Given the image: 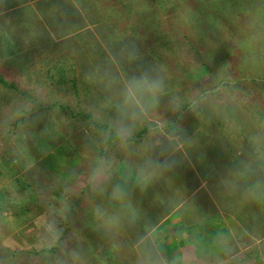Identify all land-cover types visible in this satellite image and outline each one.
I'll use <instances>...</instances> for the list:
<instances>
[{
	"label": "crops",
	"instance_id": "crops-1",
	"mask_svg": "<svg viewBox=\"0 0 264 264\" xmlns=\"http://www.w3.org/2000/svg\"><path fill=\"white\" fill-rule=\"evenodd\" d=\"M13 1L17 2L19 0ZM69 1L74 2L73 0ZM101 3V0H95L99 12L105 13L106 6L103 7ZM181 3L182 0H110L106 10L107 15L103 19L93 25L89 24L81 28V31L85 28L90 29L99 45L102 44L105 52L104 58L111 59L109 65L106 64L107 60H105V64L99 62L100 52L102 51L101 46L97 51L93 48L88 52L87 47L89 46L80 44L79 40L84 34L80 36L77 31H73L57 37L50 30L48 35H41L40 33H44V31L40 32V30H37L39 28L36 27L38 15L34 0H25L23 3L10 7L4 6L6 9L0 11V15H2L4 12L21 8L23 12L28 13V26L31 30L30 33L25 32L21 36L11 34L17 37L16 41L20 42L21 50L16 54L2 55L1 51L3 49H1L0 64L20 75L28 82L30 88L43 86L55 88V90L67 92L68 97L75 96L76 102L81 100L80 94L87 95L96 106L102 109L106 117L105 121L98 123L97 120L92 119L88 111L84 113L74 110L70 103L64 101L56 103V105L66 109L70 115L74 116L75 120L87 119V125L91 124L99 127V133L104 136V142L103 145L93 147L90 144L92 151L89 149L91 147L84 146L83 141H79L80 138L86 136V128L83 131L78 132L77 130L71 133L65 131L58 133L52 128L44 131L45 138L53 137L55 133H57L58 138H61L60 144L56 147L52 148L50 146L51 148H47L49 147L47 141L43 143V147L46 149L45 153L61 154L60 162L65 169L71 172L70 177H72V172L78 170L79 172L76 174L81 179L82 176L84 177V172H86L84 166L88 164L85 162L89 160V163H91L89 170L93 182L87 180V183L97 188L98 195L95 197L88 195V197L95 200L96 204L98 201L99 205L102 203L104 206L101 214H95V217L98 216L96 223L100 225L96 227L92 224L91 230L94 227L95 230L91 233L99 236L98 241L103 240L104 236L107 235L106 233L110 234L104 223L108 224L109 219H111L117 229L116 233L123 235L125 242H131L133 246L137 242L138 244L139 242L141 244L146 242L147 245L143 246L142 250L147 251L146 255H151L154 259L157 256L159 257L161 253L167 254L166 262L161 264H179L181 254L194 253L197 249H212L213 235L217 232L214 231L213 195L209 186H213L214 182L226 188V192L221 193L220 199L225 203L224 208L227 205L228 209L220 210L218 207L219 215L217 219L219 218L222 221L219 223L221 233H228V229L225 230L222 226H229V219L232 222L239 223L237 216L243 211L248 216L247 218L252 220L258 211H264V126L261 125L263 121L254 118L250 122L251 128L245 129L242 124V126L236 127L234 123L243 121L242 118L244 117L242 115L235 114L234 116L227 115L225 117L222 113H212L205 106L202 110V105L206 104L207 99L194 112L183 111L181 109L182 103L188 102V105L199 103L196 102V97L186 102L181 99L182 90H187V83H189L186 81L185 73L179 70L175 75L173 74L174 76L170 80L164 76L163 71H160L158 67L149 66L148 60L145 62L146 65L143 69L134 62L135 58L146 60L153 57V51L162 50L161 45L163 42L164 45L172 48L174 56H180L179 37L181 36V26H188L193 23L190 11L184 7L185 10L182 12ZM0 4L6 5L7 3L5 0H0ZM193 5L190 4L187 8L193 7ZM75 9L79 12L74 11L77 21L87 19L84 13L80 12V8ZM133 12L138 16L131 17ZM153 14L156 15L155 18ZM147 15L150 18L145 19L146 21L150 19L153 33L143 36V29H141L143 25L142 17ZM8 21H10V18L6 16L3 20L0 18L1 43L3 38L1 33H3L4 26ZM45 23L47 24V22ZM44 26L46 25L44 24ZM185 34L196 41V38H193L195 31L192 30L190 33L185 30ZM164 35L172 37L169 40L172 44L168 43V39L157 43V41L163 39ZM38 41L41 42L38 43ZM108 43L109 46H107ZM56 54L64 55L66 58V63L63 66L64 75L62 80L59 79V81L53 68L51 69L52 65L47 64L44 60L47 56H56ZM158 55L160 54L158 53L156 56ZM92 58H97V60H92ZM118 58H123L124 62L119 63ZM73 75H77V78L75 79ZM145 75L150 79L162 80L163 90L156 95L154 101L146 103L144 111L141 112L139 109H135L138 115L133 119L130 114L131 110L123 106L124 93L131 81L140 79ZM2 85L4 84L2 83ZM7 86L18 90V87L14 84L9 83ZM171 90L174 91L172 99L168 95ZM62 100H65V98ZM178 101L180 105L176 106ZM210 101L211 103L215 102L211 99ZM258 102H253L256 108L257 105L263 107ZM151 105L163 107L164 110L170 105L175 108L173 113L167 112L169 109L167 108L163 113L155 114L153 112L158 107L150 112L149 107ZM216 105H219L217 107L223 106L222 103H216ZM246 118L248 117L245 116ZM172 119L177 120L172 123L170 128L168 122ZM199 120H207L210 127L204 131H191L189 136L194 139L189 140L188 146L183 145L185 140H178L180 138L178 132L185 131L188 127L191 128L189 126L191 124H187L188 122ZM218 121L223 123L222 129L218 128ZM44 127H49L46 121H44ZM124 128L128 129L126 136L120 134ZM197 138H204V145H199ZM212 138L216 140H212ZM115 142H120L123 146L116 148L113 146ZM170 142H172L171 150L168 148ZM114 148L117 156H114V152L109 158L108 155ZM202 148H204L205 155L212 148L220 150L221 160L224 159V161L219 162L221 169L223 167L227 171L234 168L244 169L245 164L251 170L250 183L252 187L250 192H244L243 190L239 195L237 191H228L227 176L214 175L212 172L214 169L213 162L205 161L204 164L198 162L196 154ZM232 150H235L236 154ZM171 151L175 154L173 160H170ZM91 154L92 156L87 157ZM106 155L108 158L102 159ZM105 163H108V166L113 164V167L102 168ZM201 170L204 171L203 177ZM181 174L184 175L183 179ZM196 177L199 178V182ZM85 183L86 181L83 183L84 186ZM156 183L160 186L159 192L161 193L171 187V191L163 195L162 200H159L158 194L152 189L149 188L151 195L146 190V186L155 185ZM186 183L189 187H195L191 189L190 193L188 188L183 190V185H186ZM135 184L143 186L141 195L142 200L146 201L141 202V216H146L148 220L152 217L151 215L158 217L157 221L154 220L152 228L150 227L149 230L141 233L138 230L143 226L134 225V221H129L132 225H128L127 229L124 228L125 218H133L131 208L126 210L119 206L114 209L116 207L114 206L115 201L119 202L122 198L129 196ZM202 187L205 190L204 195H200ZM245 200L247 202L244 204L243 201ZM217 206L219 205L216 204L215 208ZM98 209L94 208V212ZM129 210L130 212L126 214V211ZM99 227L104 229L97 230ZM141 235H144L146 239L144 240ZM134 241L135 243H133Z\"/></svg>",
	"mask_w": 264,
	"mask_h": 264
},
{
	"label": "rangeland",
	"instance_id": "rangeland-1",
	"mask_svg": "<svg viewBox=\"0 0 264 264\" xmlns=\"http://www.w3.org/2000/svg\"><path fill=\"white\" fill-rule=\"evenodd\" d=\"M190 4H194L193 7L187 8ZM181 6L182 12L184 7L190 11L193 23L181 26L180 56H174L172 48L163 42L162 50L153 51L154 56L146 60L135 58V64L143 69L148 60L149 66L158 67L170 80L179 70L185 73L189 83L187 90H182L181 99L186 102L196 97L199 102L190 105L189 113L210 98L224 103L223 107H217L209 99L204 106L210 105L208 110L212 113L244 117L243 121L234 123L236 127L244 125L249 129L254 118L261 119L264 126V0H182ZM135 16L138 14L131 13V17ZM148 16L142 17L143 36L153 33L150 19H145ZM185 30L195 31L196 41L186 35ZM162 38L157 43L168 39L172 44L170 35ZM158 53L160 55L156 56ZM0 77L18 87L16 90L0 82V264L165 263L167 254L161 253L155 259L146 255L147 251L142 250L146 242L134 241V246L125 242L124 236L116 233L111 219L108 224L104 223L110 234L106 233L105 241H98L99 236L91 233L95 227L91 229L92 224L100 225L96 223L98 216L95 214H101L104 206L88 197L98 195L97 188L87 183V180L93 182L89 170L91 163L85 162L89 165L84 166V177L78 178V170L70 177L71 172L60 162L61 154L45 153L44 142L47 141V148H53L61 140L55 132L53 137L45 138L44 131L49 128L58 133L80 132L86 128V136L79 139L84 146L93 147L104 142L98 126L87 125V119L75 120L56 103L64 101L74 110L88 111L98 123L106 120L102 109L87 95L80 94L81 100L76 102L75 96L68 97L67 92L55 88H30L25 79L1 64ZM227 100L238 102L240 110L225 103ZM254 101H259L263 107L257 105L256 108ZM178 103L176 106L180 105ZM174 108L170 105L167 112L173 113ZM163 111V107H158L153 113ZM44 121L48 128L44 127ZM113 146L123 145L115 142ZM115 151L114 148L109 153V158ZM107 167L112 168L113 164L105 163L102 168ZM132 189L129 196L114 203V209L121 206L133 211V218H125V229L132 225L130 222L136 225L137 219L141 221V202H146L141 195L143 186L135 184ZM94 208L99 211L94 212ZM247 217L243 211L237 216L239 223L229 219V226H222L228 229L225 234L219 230L222 221L214 214L217 234L213 235L212 249L181 254L178 263L264 264V211H258L253 220ZM101 229L104 228H97ZM141 237L146 239L144 235Z\"/></svg>",
	"mask_w": 264,
	"mask_h": 264
},
{
	"label": "trees",
	"instance_id": "trees-1",
	"mask_svg": "<svg viewBox=\"0 0 264 264\" xmlns=\"http://www.w3.org/2000/svg\"><path fill=\"white\" fill-rule=\"evenodd\" d=\"M23 1L25 0H19V1H13V0H5V2L7 3L6 5H1L0 4V11L3 10V9H6V7H10V6H14V5H17V4H20V3H23ZM35 1V4H36V10H37V24H36V27H38L39 29L37 30H40V32L44 31V33H40L41 35L44 36V34H49L50 30L52 31V34L56 35L57 37H61V36H64L66 35L68 32H73V31H77V34L82 36V34H84L81 39L79 40L80 41V44L82 45H88L89 47H87V51L89 52L90 49H95V51H97V49L100 47V49L103 51V47H102V44L99 45V42L97 39H95L93 37V33L91 32L90 29L88 28H85L81 31V28L83 27H86L88 26L89 24H95L97 23L100 19H103L105 17V15H107V6L109 4V1L110 0H101V5L104 7L106 6L105 8V13H101L99 12V9H98V4L96 5L95 4V0H73L74 2L72 1H69V0H34ZM118 1V0H117ZM121 1V0H120ZM6 6V7H4ZM80 8L81 11L80 12H83L84 15H85V18L87 17L86 20H81L80 21H77L76 18H75V12L76 9L75 8ZM77 12V11H76ZM79 13V12H77ZM8 17L10 18V21H8L5 26H4V29H3V33H1V36L3 37L2 38V43H1V46H0V51L1 49H3L1 51V54L2 55H11V54H16L19 50H21V45H20V42L19 41H16V38L17 37H14V36H21L23 35L25 32H31L29 26H28V21H29V18H28V13H25L23 12V10L21 8L19 9H15V10H11L10 12H4L2 15H0V18L1 20H3L4 18ZM3 17V18H2ZM47 22V24L45 23ZM44 24L46 26H44ZM42 28H46V29H42ZM100 29L102 30V27H100ZM102 32H104L102 30ZM39 33V31H38ZM11 34H13L14 36H12ZM49 37V36H48ZM83 37H85L83 39ZM86 38L88 39H91L90 41H88ZM1 40V39H0ZM12 41V42H11ZM41 41H38V43H40ZM109 46V43L108 45ZM100 52V55H101V58H99V62H102V64H105V60H107L106 64L109 65V63L111 62V59L110 58H104V55H105V52ZM65 56L64 55H61V54H56V56H47L46 58H44V60H46V63L47 64H51L52 67L51 69L53 68V71L54 73L57 75V79L59 81L62 80V76L64 75L63 71H64V65H65V61H66V58L64 60ZM92 60H97V58H92ZM118 62L119 63H123L124 62V59L123 58H118ZM151 66H154L153 64ZM53 73V74H54ZM73 77L76 79L77 78V75H73ZM0 82L3 83L4 85H8L9 83L3 79L2 77H0ZM74 82V80H73ZM173 90L169 91L168 95H170V98L172 99L173 97ZM166 95V96H168ZM210 99V98H209ZM209 99H207L206 101V104L208 103ZM211 102V101H210ZM229 105H232L233 108L234 107H238L239 110H240V106L238 105V102H234L233 100L229 101L227 100V102H225ZM211 104H216V102H213ZM224 105V103H223ZM253 105V103H252ZM210 105H208V108H209ZM218 106V105H217ZM158 106L156 105H151L149 107L150 109V112L151 110H155V108H157ZM160 107V106H159ZM190 107V105H188V102H186L185 104H182L181 105V109L182 110H187L188 108ZM223 107V106H222ZM169 108V107H166L165 110ZM204 109V105H203V108L202 110ZM243 110V109H242ZM204 112V111H202ZM208 113H210L208 110H207ZM178 113V112H177ZM213 113H216L213 112ZM244 113V112H243ZM177 119H172V121L170 120L168 122V125L172 126V123H174ZM187 124H191L189 126H191V128H195V129H191L188 127L187 130L183 131L182 132H178V140H185V142L183 143V145L185 146H188L189 144V140H192L194 138H190L189 136V133L191 131H195V132H198V131H204L205 129H208L210 126H209V122L206 120H199V121H190L188 122ZM214 124V123H213ZM217 124L219 125L218 128L219 129H222V124L221 122H217ZM173 136V135H172ZM182 138V139H181ZM214 138H212L213 140ZM216 140V139H214ZM217 140L220 141V139L217 138ZM204 142H205V139L204 138H201V139H198L197 138V143L199 145H204ZM169 147V150H171L172 148V142H170V145H168ZM198 147V145H197ZM200 147H203V146H200ZM168 150V152H169ZM199 151V150H198ZM232 152L234 154L235 153V150H232ZM175 154L174 152H170V160H173L175 157ZM183 156V155H181ZM197 156V160L198 162H201V163H205V161L207 162H213L214 163V169H213V174L214 175H217V176H227V179H228V188L227 190L228 191H237L239 193V195L243 192H250L251 190V183H250V180H251V170H249V168L244 164V169H229L228 171L224 169H221L220 166L221 164L219 163L220 161H224L221 160L222 158V155L220 154V150L219 149H216V148H212L211 150H208L207 151V154L205 155V151H204V148L201 149L200 152H198L196 154ZM235 160V159H234ZM201 174H202V177L204 176V171L201 170L200 171ZM181 177L182 179L184 178V175L181 174ZM197 181L199 182V178L196 177ZM149 185V184H148ZM188 183H186V185H183V190L186 188H188V192L190 193L191 189L195 188L194 186H188ZM141 187V186H140ZM212 190L211 194L213 195V213L218 216V207L221 209H228V206H226V208H224V202L221 201L220 197H221V193H225V187L222 186L221 184L219 183H215L214 182V185L213 186H209ZM152 189L156 194H158L159 196V200L161 199L162 200V197L163 195H166L167 192H170L171 190V187L168 188L167 191H164V192H159V189H160V186L157 185V183L155 185H150V186H146V190L148 191L149 195H151V191L149 190ZM201 190V191H200ZM199 192L200 195H204L205 193V190H204V187H202L200 189ZM140 194V192H139ZM244 204L247 202L246 200L243 201ZM216 204H218L219 206H216ZM152 217L148 219H146L147 217H142L141 214H140V219H137L136 221V225H141V229L138 230L141 232H146L147 230H149V228L152 226V224L154 223V220L157 221L158 218L156 217H153V215H151ZM156 216V215H155ZM147 221V223H145ZM152 228V227H151Z\"/></svg>",
	"mask_w": 264,
	"mask_h": 264
},
{
	"label": "clouds",
	"instance_id": "clouds-1",
	"mask_svg": "<svg viewBox=\"0 0 264 264\" xmlns=\"http://www.w3.org/2000/svg\"><path fill=\"white\" fill-rule=\"evenodd\" d=\"M163 86L162 80L150 79L147 75L140 79H134L126 88L123 106L131 110V117L135 119L138 115L135 109L144 111L146 103L154 101L156 95L163 90ZM120 134L126 136L128 129H122Z\"/></svg>",
	"mask_w": 264,
	"mask_h": 264
}]
</instances>
